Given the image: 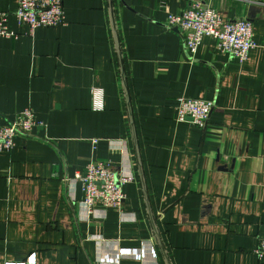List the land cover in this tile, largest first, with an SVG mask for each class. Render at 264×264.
<instances>
[{
	"label": "crops",
	"instance_id": "0c3cea01",
	"mask_svg": "<svg viewBox=\"0 0 264 264\" xmlns=\"http://www.w3.org/2000/svg\"><path fill=\"white\" fill-rule=\"evenodd\" d=\"M194 1L253 24L258 47L244 64L211 37L189 58L168 19ZM17 4L0 0V11ZM64 9L65 25L33 36L12 15L18 37L0 39V128L27 108L43 123L0 152V264H259L264 0H64ZM180 97L214 103L205 128L177 122ZM91 158L133 180L122 211L86 220L76 175Z\"/></svg>",
	"mask_w": 264,
	"mask_h": 264
},
{
	"label": "built area",
	"instance_id": "2783aa9c",
	"mask_svg": "<svg viewBox=\"0 0 264 264\" xmlns=\"http://www.w3.org/2000/svg\"><path fill=\"white\" fill-rule=\"evenodd\" d=\"M12 15L21 28H27V35L30 36L40 27L54 28L66 23L64 0H18L14 13L0 11V39L18 37L10 29ZM168 24L179 29L184 49L191 60H195L197 49L205 37L213 38L222 53L230 55L240 64H244L250 52L258 47L250 21H224L216 10L204 7L200 1L191 2L186 9L171 15ZM103 105V90L94 89L93 108L101 110ZM213 109L214 103L211 101L180 97L176 108L177 122L191 120L205 128ZM42 126L43 123L37 120L31 109L19 112L12 122L0 128V152H10L15 147L16 138L32 137L35 128ZM76 180L80 183L83 194L80 203L81 217L88 220L96 217L99 209L122 211L126 198L123 187L133 177L127 174L118 177L104 162L91 158L84 172L76 175ZM255 252L259 264H264V235L259 239ZM27 262L21 264H35V256L30 257Z\"/></svg>",
	"mask_w": 264,
	"mask_h": 264
},
{
	"label": "bare ground",
	"instance_id": "6f19581e",
	"mask_svg": "<svg viewBox=\"0 0 264 264\" xmlns=\"http://www.w3.org/2000/svg\"><path fill=\"white\" fill-rule=\"evenodd\" d=\"M17 6H18V4H17ZM65 10V9H64ZM219 14V13H218ZM222 17V16H221Z\"/></svg>",
	"mask_w": 264,
	"mask_h": 264
}]
</instances>
